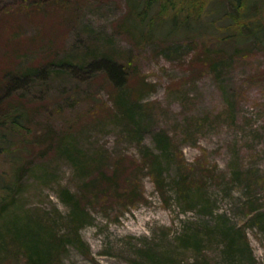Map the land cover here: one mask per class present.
<instances>
[{
    "label": "rangeland",
    "instance_id": "rangeland-1",
    "mask_svg": "<svg viewBox=\"0 0 264 264\" xmlns=\"http://www.w3.org/2000/svg\"><path fill=\"white\" fill-rule=\"evenodd\" d=\"M129 12L127 0H0L1 106L29 114L0 264H28L14 218L64 244L54 264H264V50L214 56L210 28L166 37L162 23L145 40ZM104 60L121 85L89 71ZM13 165L0 156V172ZM63 190L88 213L78 228Z\"/></svg>",
    "mask_w": 264,
    "mask_h": 264
},
{
    "label": "trees",
    "instance_id": "trees-1",
    "mask_svg": "<svg viewBox=\"0 0 264 264\" xmlns=\"http://www.w3.org/2000/svg\"><path fill=\"white\" fill-rule=\"evenodd\" d=\"M127 4L130 9L128 19L132 20L133 27L138 28L137 23H141L140 27L143 25L147 28H138L140 37H147L145 40L153 38L159 23H162L167 27L166 37L210 28L213 36L208 42L212 43L210 46L214 49L219 47L210 53L214 56L220 53L223 45L230 46L234 55L246 52V47L250 45L264 50V0H127ZM212 9L216 11L214 15L209 12ZM148 24L151 25L148 27ZM89 71H102L115 85H121L126 79L121 66L109 60L90 65ZM12 83L7 86L4 100L13 94L10 90ZM8 102L3 109L0 100V156L7 164L14 165L8 167L10 171L0 172V215L12 204L26 168L23 163L17 162L21 150L15 147L13 140L16 137L22 139L27 134L29 114L19 101L10 98ZM49 136L50 133L45 135ZM46 152L41 151L42 156ZM60 200L69 208L76 227L81 226L88 213L80 206L78 199L68 190H63ZM9 225L12 226L11 238L19 243L28 264L55 263L56 253L64 244L52 238L49 230L18 218H14ZM78 244L85 247L80 240ZM234 244L233 239L229 246Z\"/></svg>",
    "mask_w": 264,
    "mask_h": 264
}]
</instances>
